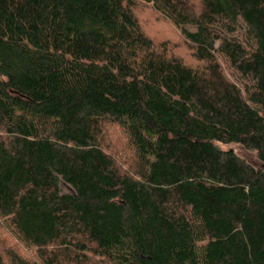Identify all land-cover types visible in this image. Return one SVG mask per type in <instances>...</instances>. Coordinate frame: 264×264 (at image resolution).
Instances as JSON below:
<instances>
[{
  "label": "trees",
  "instance_id": "16d2710c",
  "mask_svg": "<svg viewBox=\"0 0 264 264\" xmlns=\"http://www.w3.org/2000/svg\"><path fill=\"white\" fill-rule=\"evenodd\" d=\"M0 227V264H264V0H0Z\"/></svg>",
  "mask_w": 264,
  "mask_h": 264
},
{
  "label": "rangeland",
  "instance_id": "374dc122",
  "mask_svg": "<svg viewBox=\"0 0 264 264\" xmlns=\"http://www.w3.org/2000/svg\"><path fill=\"white\" fill-rule=\"evenodd\" d=\"M198 1V0H195ZM140 19L142 27L146 34L157 44H166L171 49V53L175 56L182 58L187 64L195 65L188 46L185 44L183 39L178 35L176 29L167 22L161 20L149 7L141 9ZM106 143L104 150L107 154L113 156L117 165L124 171L129 170L130 161L129 153L126 149V141L120 131L112 128L106 130L105 135ZM222 150H232L242 160L254 167H260L262 164L259 161L255 152L245 149L241 145H219ZM62 192L64 194H72V191L68 186L62 183ZM0 227V239H4L6 245L10 247L15 246V242L10 239L6 233Z\"/></svg>",
  "mask_w": 264,
  "mask_h": 264
}]
</instances>
